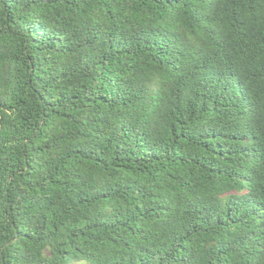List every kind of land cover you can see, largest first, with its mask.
<instances>
[{"label":"trees","instance_id":"obj_1","mask_svg":"<svg viewBox=\"0 0 264 264\" xmlns=\"http://www.w3.org/2000/svg\"><path fill=\"white\" fill-rule=\"evenodd\" d=\"M264 264V0H0V264Z\"/></svg>","mask_w":264,"mask_h":264},{"label":"rangeland","instance_id":"obj_2","mask_svg":"<svg viewBox=\"0 0 264 264\" xmlns=\"http://www.w3.org/2000/svg\"><path fill=\"white\" fill-rule=\"evenodd\" d=\"M68 264H89L87 261H80V262H70Z\"/></svg>","mask_w":264,"mask_h":264}]
</instances>
